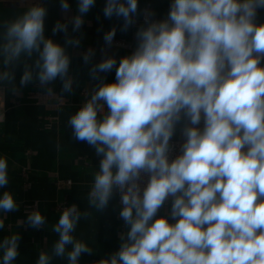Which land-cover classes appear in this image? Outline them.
Instances as JSON below:
<instances>
[{
	"label": "clouds",
	"instance_id": "1",
	"mask_svg": "<svg viewBox=\"0 0 264 264\" xmlns=\"http://www.w3.org/2000/svg\"><path fill=\"white\" fill-rule=\"evenodd\" d=\"M95 0H78L73 31ZM67 12L68 0H60ZM264 0H171L161 20L145 14L135 32V48L119 59L105 56L89 69L88 98L68 119L72 136L101 157L88 192L97 213L120 194V217L127 227L120 247L98 264H264V23H257ZM106 18L123 19L126 32L138 13V0H106ZM47 8L29 7L0 28V94L15 85L14 67L23 65L21 87L36 80L46 96L73 93L66 47L45 37ZM66 45L68 24L57 22ZM116 29L104 34L112 45ZM34 54H36L33 59ZM83 55L88 64L94 56ZM115 69V80L102 74ZM182 125L180 153L171 143ZM9 184L8 159L0 156V189ZM171 202L166 215L158 213ZM39 202L26 223L39 229L46 217ZM15 195L0 194V212L19 210ZM93 213L76 204L65 207L51 226L58 235L51 251L36 264L66 258L78 264L93 249L74 235L82 218ZM0 218V229H4ZM19 232L0 240L2 264L19 256Z\"/></svg>",
	"mask_w": 264,
	"mask_h": 264
},
{
	"label": "crops",
	"instance_id": "2",
	"mask_svg": "<svg viewBox=\"0 0 264 264\" xmlns=\"http://www.w3.org/2000/svg\"><path fill=\"white\" fill-rule=\"evenodd\" d=\"M68 3L70 8L65 12L60 7V0H0V25L15 19L35 4L47 8L45 37L66 47L71 59L69 74L76 81L73 93L68 94L62 93V82L57 78L49 85L56 96L48 97L36 80L20 86L23 65L18 64L14 67V83L19 93L13 94L10 85L2 86L0 156L8 159L9 184L6 189H0V194L5 190L11 191L20 207L16 212H0V218L5 222L4 229H0V240L19 232V256L14 264H36L40 251H51L53 243L58 239L51 226L58 222L63 210L60 205L63 204L66 207L76 204L81 211L93 213L91 218L80 220L74 233L76 238L84 240L93 249V254H82L78 264H98L99 260L116 252L120 247V234L127 231L117 213L116 192L102 212L97 213L88 208V192L101 157L86 142L74 139L68 119L88 98L96 83L89 75L91 66L105 56L114 55L119 62L121 57L131 54L135 48V32L144 24L143 9L148 6V13L153 14L151 19L161 20L167 16L171 0H138L135 23L126 32L120 30L122 18L113 16L109 19L104 16L106 0H95L94 6L84 16V24L74 32L71 20L78 14V0H68ZM57 22L68 24L67 36L78 38V47L66 45L65 33L53 34ZM257 23H264V9L258 10ZM112 28L116 29L114 40L128 42L130 48L114 43L110 47L106 45L104 34ZM89 49L95 54L85 64L83 55ZM102 75L107 81H114L115 69ZM181 127L177 126L172 138V141H178L180 145L184 139ZM37 202L39 210L46 217L45 226L34 229L26 223L19 225L18 221H26L27 213L36 207ZM170 207L171 202H166L158 216L166 215ZM52 264H68V261L66 258H54Z\"/></svg>",
	"mask_w": 264,
	"mask_h": 264
},
{
	"label": "built area",
	"instance_id": "3",
	"mask_svg": "<svg viewBox=\"0 0 264 264\" xmlns=\"http://www.w3.org/2000/svg\"><path fill=\"white\" fill-rule=\"evenodd\" d=\"M149 11V8L148 6H146L144 9H143V16L145 17V14L148 13ZM114 44L118 45V46H122V47H125V48H130V43L128 42H125L123 40H113ZM172 145H173V151L171 153V156L170 158H175L176 155H178L180 153V143L178 141H172L171 142ZM116 196H117V204H118V215H119V212L122 208V204H121V200H120V194L118 192H116ZM66 207V204H63V205H60V208L61 209H64ZM120 216V215H119Z\"/></svg>",
	"mask_w": 264,
	"mask_h": 264
}]
</instances>
